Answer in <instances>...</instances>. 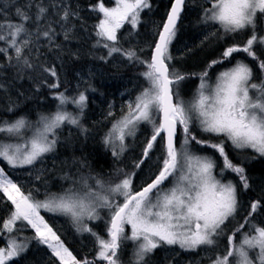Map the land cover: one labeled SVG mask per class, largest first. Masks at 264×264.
I'll return each instance as SVG.
<instances>
[{"label": "snow or ice", "instance_id": "6c2138e0", "mask_svg": "<svg viewBox=\"0 0 264 264\" xmlns=\"http://www.w3.org/2000/svg\"><path fill=\"white\" fill-rule=\"evenodd\" d=\"M189 3L172 0L148 45L152 51L147 59L135 49H125L120 41L126 24L138 28L141 13L152 8L150 0H113L111 6L97 0L90 6L97 14L93 47L106 50L99 59L107 63L119 54L145 69L139 92L119 115L109 106L105 115L109 127L102 143L114 161H120L129 150V139L138 140L142 126L150 132L131 170L117 167L105 177L94 173L86 158L57 161L65 126L88 134L81 121L89 102L86 92L95 88L89 83L84 91L66 94L55 63L48 64L39 55L45 47L63 52L58 37L64 42L76 39L73 22L82 19L78 7L70 0H24L10 5L14 17L7 18L0 2V107L14 116L0 119V203L10 206L0 220V236L5 238L0 264H20L31 240L46 246L55 258L52 264H126L122 257L129 246L127 264H154L158 249H171L160 264H173L177 248L197 255L203 252L201 264L204 260L264 264V223L254 219L264 212V199L252 201L244 212L240 194L251 189V178L245 163L234 162L227 151L230 146L245 160H264V28L260 27L264 0H202L198 23L210 29L205 40L247 38L227 45L199 72L183 71L173 63L183 58V54L174 56L172 47ZM237 53L246 54L255 68L249 60L237 59ZM218 65L222 67L213 71ZM9 70L15 73L14 80L35 79L39 74L37 91L40 86L52 90L57 101L54 110L39 114L35 121L15 115L24 93H15L13 99L4 78ZM192 79L197 85L185 99L184 85ZM70 105L75 112L68 110ZM49 159L53 166L59 164L61 179L67 182L57 192L47 188L44 179L50 171ZM6 168L34 174L45 185L44 198H37L39 187L25 189ZM144 169L143 183L135 185L134 178ZM225 173L234 179H227ZM41 210L69 218L77 232L94 237V257L73 255ZM97 221L104 222L107 238L91 226ZM28 228L34 233L31 239L22 236Z\"/></svg>", "mask_w": 264, "mask_h": 264}, {"label": "trees", "instance_id": "16d2710c", "mask_svg": "<svg viewBox=\"0 0 264 264\" xmlns=\"http://www.w3.org/2000/svg\"><path fill=\"white\" fill-rule=\"evenodd\" d=\"M5 5L3 9V15L7 18L14 17V9L10 5H15L17 2L23 3L24 0H0ZM70 2L78 7L79 15L82 18L81 20L74 21V31L76 39L70 42H64L62 36L57 38L59 43H62L64 51L57 53L56 51H49L47 47L43 48L39 53L42 60L48 64L55 63L57 70L60 73V78L62 83H64L67 90L66 94H70V91L74 89V84L76 82V72L81 70H87L89 68H97L99 71L104 73L105 78L114 79L111 83H104L102 80L91 78L88 83L84 85L82 90L86 89L87 85L90 83L95 91L88 90L87 94L92 96L97 102L94 104L89 101L86 111H91V116L97 122H101L107 112L109 111V106H112V109L119 115L118 102H121L124 97H118V92L121 91L122 86L119 85V82L123 78H132L135 82L132 83V90L129 95L134 97V93L140 90L139 80L141 78L140 73L144 69L143 66L132 63L130 66H125L119 68L118 66L113 67L110 64V60L107 63L99 59L100 56L106 54V50L102 48H94L93 44L95 41V36L93 33V28L97 22V14L91 11L90 6L97 3V0H70ZM106 5H111L113 0H104ZM152 8L146 9L141 14V23L138 25V28L133 31L130 35L129 42L132 47H142L144 52L141 54L146 55V59L149 58L152 49L148 46L152 43L154 38L155 31L153 33L148 32L150 20H154L156 27L160 25L170 8L172 0H150ZM202 0H190L186 14L182 16V21L178 24V39L173 42V47H180L181 44L186 43L189 38L194 37L197 33L199 27L198 23V14H199V4ZM202 26V25H201ZM262 28V22L260 24ZM247 38L246 35L239 36V39H234L232 37H224L220 40H216L215 37L212 38L209 42H206L201 48L197 49L194 52L187 53L182 59L188 58L192 55H202V58L197 61V64L192 68H187L185 71H202L209 61L216 59L220 56L222 50L229 44L232 43H243ZM211 43H214L212 47ZM211 45V46H210ZM264 51V50H262ZM72 53L78 54L77 56L72 55ZM236 55V54H234ZM242 57L245 60H249L246 57V54L239 53L237 56ZM3 62V59L0 58V63ZM255 68V63L250 61ZM174 64L177 63V60L173 61ZM138 65V66H137ZM196 67V68H195ZM219 65L217 66V68ZM215 71V70H213ZM257 76L260 75L259 70L256 69ZM15 73L9 70L4 74L5 80L12 88L13 99L16 98L15 93L22 92L24 96L20 97V104L16 110L18 116H26L29 119L35 121L39 114L46 113L50 106L56 101L53 99L52 90L46 86H40L37 91V85L40 80L39 74L33 79L30 76H26L21 80H14ZM195 80V79H192ZM195 82H197L195 80ZM62 88L60 91H64ZM81 90V91H82ZM27 97V99H25ZM85 111V112H86ZM84 112V113H85ZM14 118L12 113H6L0 107V119L9 120ZM109 127L108 122L105 121L104 125L99 130H90L87 135L81 133H74L73 135H68L66 132L62 131L60 140L61 143L58 146L57 152V161L69 159L73 156L77 158H86L87 161L92 165L94 173H100L102 176L107 177L115 168L124 167L126 170H131L132 160L140 155V144L150 132V129L144 131L142 128L141 132L137 133L138 140L133 141L129 139V150L125 153L124 157L120 161H114L110 152L104 147L102 143V137L104 132ZM73 128V127H72ZM77 130V129H74ZM79 131V130H78ZM132 151V152H130ZM204 151L209 154L213 153L211 149H204ZM229 155L234 160V162L240 163L239 157L231 147L227 148ZM129 153V154H128ZM219 161V157L217 156ZM262 160L251 161L249 164L246 163L248 175L250 176L251 189L246 192H241L240 198L243 208L248 206L252 201L258 199H264V192L258 188V184H262L264 181V167L262 166ZM147 169H144L143 172L138 173L137 177L134 178V184L139 185L143 183ZM47 188L52 192L59 191V185L66 184L64 180L61 179V174L59 172V164L56 163L53 167V171L47 178ZM35 187H39L42 191L45 190V185L39 181L35 184ZM2 196V194H0ZM10 206L8 204L0 203V220L1 218L7 215V209ZM245 207V208H246ZM246 211V210H245ZM244 213L241 214L243 216ZM257 223H264V212H258L254 217ZM91 226L96 232H99L105 224L103 221H98L97 223H92ZM31 230L26 229L22 236L28 237L31 239ZM7 234H5L6 236ZM61 235V234H59ZM3 238V239H2ZM63 239V236L61 235ZM35 242V243H34ZM68 242V241H66ZM5 243L4 236H0V245ZM34 244V245H33ZM38 242L36 240H31L29 250L27 255L29 259L34 258L36 255L33 252L34 246L37 247ZM42 245V244H41ZM71 250H73V255L78 258L87 257L92 259L94 257V251L90 248H81L77 243L71 244L68 243ZM44 246V245H43ZM131 247L129 246L125 252H127ZM180 251V250H179ZM33 252V253H32ZM35 255V256H34ZM184 255V254H183ZM181 256V255H180ZM182 258L187 257L186 255L181 256ZM123 259V257H122ZM31 260L30 264H41L39 261L33 262ZM175 263L176 260H174ZM46 264H52L46 263ZM97 264H103V262H97ZM154 264H160L158 261H154Z\"/></svg>", "mask_w": 264, "mask_h": 264}, {"label": "rangeland", "instance_id": "374dc122", "mask_svg": "<svg viewBox=\"0 0 264 264\" xmlns=\"http://www.w3.org/2000/svg\"><path fill=\"white\" fill-rule=\"evenodd\" d=\"M109 6H111V5H109ZM148 22H149L148 32L153 33L155 31V29L157 28L156 24H155L154 20H150ZM262 28H264V22H262ZM134 30L135 29H132L131 26L127 25V24L125 25V27L123 29H121V41H120L121 45L125 49H135L142 58L146 59V55L145 56H144V54L141 55L144 52V49L142 47H137V46L132 47L131 43L129 42L130 35L133 33ZM208 31H210V29L207 26L199 25V27L196 31L197 33L194 35V37L189 38V40L186 43L181 44L180 47L172 48L173 55L180 57L181 54H183V57H184L187 53L194 52L197 49L201 48V46H203L206 42H209L212 38H214V37H210L208 40H205V35ZM177 39H178V35H177L176 40ZM235 39H239V37H237ZM201 41H204V43L202 44ZM211 45H212V47H214V43H211ZM141 49H143V51H141ZM188 49H191V51L190 52L187 51ZM237 54H239V53H237ZM237 54L235 55V57L237 59H243L242 57H239V55L237 56ZM201 58H202V55H192L188 58H185V60L183 59L182 61L177 59V63L175 65L177 68L185 71L187 68L190 69V68L194 67L197 64V61L200 60ZM109 60H110V64L113 67L118 66L119 68H123L125 66L128 67L132 64L131 62L122 58L119 54L114 55ZM139 66H142V65H139ZM220 67H222V66H219L217 69H214V70L217 71V70H219ZM144 70L145 69H143L142 71H144ZM91 78L102 80L104 83H111L114 80L112 78L104 79L105 78L104 73L99 71L97 68H89V69L84 70V71L83 70L77 71L74 89L72 91H70L69 95H75L78 90L81 91L82 88L84 87V85L86 83H88ZM134 82L135 81L132 80V78H123L120 80L119 85L122 86V89H121V91L118 92V97H124V98L121 102L117 103V105L119 106L118 107L119 112H120V108L122 106H124L128 100L134 99L135 95L139 92L138 91V92L134 93V97H132V95H129L130 91L133 89L132 83H134ZM139 83H140V86L144 83L142 76L139 80ZM196 85H197V82H195V80H189L188 82H186V84L184 85V91H183L185 99H188L191 97ZM82 91H84V89ZM86 94H87V92H86ZM88 97H89V101L93 102L94 104L97 103L92 96L88 95ZM56 104H57V101H55L52 104V106L49 107L47 112L54 110ZM68 110L71 112H75V106L70 105ZM105 121H106L105 118L101 122L95 121L93 119V117L91 116V111L89 110V111H86L84 113L81 122L84 125V127L88 128L90 131V130L101 129L102 126L104 125ZM142 128L145 129L144 131L149 129L145 126H142ZM74 129H77V128H74V127L72 128V126H65V128L62 131L66 132L68 135H73L74 133H80L79 129H77V130H74ZM211 154H213V153H211ZM238 157H239V161L244 162L245 164L246 163L249 164L251 162V160H245V157L242 155H238ZM261 163H262V166L264 167V160H262ZM47 166L50 169V171L47 174V176H49L51 174V172L53 171V167H54L53 161L51 159L48 160ZM6 171H8V173L11 175V177L14 180H16L17 182L22 184L25 187V189H35L36 188L35 184L37 182H39V181H36L34 179V174H33V176H29L26 174V170H24V169L14 170V169L6 168ZM47 176H45L44 179L47 178ZM225 176L229 180L234 179L233 174L225 173ZM65 182L66 181H64V183ZM257 187L260 188L261 191L264 192V181H262L261 185L258 184ZM37 198L43 199L44 198V191L41 190L39 195L37 196ZM245 207L243 208L244 212H246L248 210V206L246 208ZM41 215H43L45 217V219L54 228V230H56L58 232V234H61L63 236L62 240H64L66 247H68L72 253H73V250H71V248L69 247V245H68L69 242L71 244L77 243L81 248H84V247H86L87 249L90 248L91 250L94 251V254L96 253L97 247H96L95 238L92 237L88 233L77 232L75 227L73 226V224L69 220V218L64 217V216L55 215L52 213H48V212H45L44 210H41ZM5 217H3V218H5ZM3 218H1V219H3ZM97 222H95V223H97ZM28 229H30V228H28ZM30 232H31V236H33L34 235L33 231L31 230ZM98 233L101 236H103L104 238H107L105 227H103ZM66 241H68V242H66ZM4 244L5 243L1 244L0 246H4ZM225 245H226V238L221 241V246L219 248V251L222 252L224 250ZM33 249H34L33 252L35 253L37 259L35 257L32 259H29L27 253H25L24 257L20 261V264H30L31 260H33V259H34L33 262L38 260L39 263H41V264H43V263L46 264V263H50V262L52 263L54 261L55 258L51 257L50 252L46 248V246H43V245L38 243L37 247L34 246ZM175 253H176V255L174 257V260H176V262H178V263L173 262V264H201L202 258L205 255L203 252H201L199 255H197L195 253H185V252L179 251L178 248L175 249ZM130 254H131V249H129L127 252H125V256L123 257V259L125 260L126 264H127V257L130 256ZM170 254H172L171 249H168V250L158 249L156 254H155L156 255L155 261L161 262L166 257H168ZM183 254L186 255L187 257L182 258L181 256H184ZM204 262H203V264H207L206 260H204ZM56 264H58V262H56Z\"/></svg>", "mask_w": 264, "mask_h": 264}, {"label": "bare ground", "instance_id": "6f19581e", "mask_svg": "<svg viewBox=\"0 0 264 264\" xmlns=\"http://www.w3.org/2000/svg\"><path fill=\"white\" fill-rule=\"evenodd\" d=\"M130 152H132V151H130ZM129 154V153H128ZM35 256V255H34ZM35 258H36V256H35ZM37 259V258H36ZM38 261V260H37ZM43 263V262H42ZM205 263V262H204ZM44 264V263H43Z\"/></svg>", "mask_w": 264, "mask_h": 264}]
</instances>
